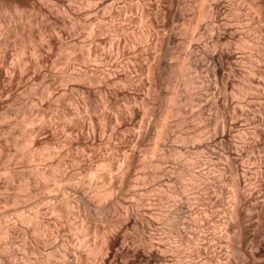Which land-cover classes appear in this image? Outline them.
Returning <instances> with one entry per match:
<instances>
[{"label":"rangeland","instance_id":"obj_1","mask_svg":"<svg viewBox=\"0 0 264 264\" xmlns=\"http://www.w3.org/2000/svg\"><path fill=\"white\" fill-rule=\"evenodd\" d=\"M203 2L214 8L211 33L194 14ZM252 4L264 11V0H0V221L8 220L11 230L10 238L0 237V260L68 264L66 251L73 264H264V235L257 226L263 214L251 209V225L236 228L237 238L224 220L233 200L229 163L241 178L246 172L245 184L254 170H243L247 151L259 157L263 149L248 137L242 156L232 149L235 136L224 137L221 147L211 145L222 156L208 151L211 165L206 163L208 170L218 161L224 167L221 188L190 180L201 172V139L224 128L233 135L256 129L257 104L246 103L255 99V91L246 90L255 52L238 46L241 37L255 40L259 17L247 16ZM175 63L181 73L170 80ZM262 68L264 59V74ZM239 88L245 93L238 94ZM149 143L144 156L141 149ZM106 170V178H97ZM68 176L71 182L87 176L88 193L70 185ZM52 178L62 194L48 187L57 185ZM107 185L116 189L114 197L97 202L96 187ZM217 189L221 198L215 203ZM82 193L92 203L82 202ZM63 199L71 211L87 207L78 206L71 218ZM252 200L249 208L255 207ZM35 203L38 221L16 216L30 215ZM224 221L231 242L221 234ZM93 244L101 245V253L89 252Z\"/></svg>","mask_w":264,"mask_h":264},{"label":"bare ground","instance_id":"obj_2","mask_svg":"<svg viewBox=\"0 0 264 264\" xmlns=\"http://www.w3.org/2000/svg\"><path fill=\"white\" fill-rule=\"evenodd\" d=\"M210 1V0H209ZM217 2V1H216ZM204 4H202V3H200L199 4V9L197 10V12L195 13L194 12V14L196 15V17H198L200 20H204V22H206V29L208 30V31H210V33L215 29L214 28V20H215V18H214V20H213V9H212V7L213 6H211V4L210 3H206L205 4V2H203ZM233 4V3H232ZM261 7V6H260ZM256 8L255 7V5L254 4H252V5H250V13L247 15V16H253V14H255V15H257V18L259 17V25L257 24V28H256V30H255V40L251 43V42H248V36H247V39H245V37L243 38V37H241V38H239V37H237V38H239V43L242 45V47H241V45L239 44V43H236V44H239L238 46L245 52L246 50V47H249V50L253 53V50L252 49H254V52H255V55H254V57L252 58V61H251V66L250 65H248L250 68L248 69V72H247V74H246V77H247V75L253 80V81H250L249 80V82H252V83H248L249 84V86L246 88V90L248 91H255V92H253V93H255V99L253 100H248L246 103L248 104V105H251V103H253V104H257V110H258V114H259V120H258V122H257V124H256V129L254 130V131H250V130H246V129H244V130H242V128H241V131L240 130H238V132L237 133H234V135L233 134H231V129H226V128H224L222 131H219V132H217V133H213V135L212 136H210V137H207V138H205V139H201L198 143H197V150H201V152L203 153L201 156H199L200 158L198 159V161H199V163H200V169H199V171H201L200 172V174L198 173H193V175L194 174H197V175H194L193 176V178L191 179L190 178V180L191 181H193V179H195L196 180V183H198L197 181H199L201 184H203V186H206V189H207V185H210L211 186V184H212V182L214 181L216 184H217V182H218V184H220L219 186H220V188H221V179L223 178V174H224V167L222 166H219L218 165V162H216V163H213L212 164V166H213V168H211L210 169V167H209V169L210 170H208L207 168V165H206V163H208V164H210L209 162L211 161V157L210 156H212L211 154H213V155H215L214 157H216V155H217V152H218V154H221V153H219V149L216 151V149H217V144H219V146L221 145V142H222V144H223V141L222 140H224L225 138L224 137H229V136H235V139H233V142L231 143V146H232V149L235 151V152H244L245 150H247L246 148H245V144L248 142V137L251 139V142L254 144V145H257V147H261L262 149H263V153L262 154H260V156L259 157H257L256 156V154H254V151H251L250 150V153L251 152H253L252 154H251V156L249 155V152L247 151V153H248V156L246 157L247 158V161H244V164L245 165H243L244 167H243V170H244V168H246L244 171H246V170H251V169H254L253 170V175H251L252 176V178L251 177H249L250 178V180L248 181V182H246L245 184H244V182L245 181H247V176H246V172H244L243 174H242V178L239 176V172H238V168L236 167V165H233V160H232V164H230L229 162H227L226 163V165L229 163V165H228V167H229V171H230V173L232 174V185H233V187H232V189H233V192H232V204H231V206H230V208L228 209V211H227V214H226V218L227 219H224V220H228L229 222V224H230V222H231V225H232V227H233V232H234V229L236 230V228H237V230L238 229H240V227L242 226V225H245V223H247V225H249L251 222L249 221V220H247V216L246 215H248L249 213H250V211L252 212V210L251 209H256V210H254L255 211V213L257 212L258 214H259V212H261L262 214H263V216L262 217H264V74H263V70L260 72V70H259V68H260V64H261V61L264 59V20H262V17L261 16H264L263 14H264V11L262 10V8ZM263 7V6H262ZM237 8H233V13L234 14H236L237 12V10H236ZM263 9H264V7H263ZM232 11V10H231ZM253 13V14H252ZM194 15V16H195ZM194 16L192 17L193 19H194ZM242 18H243V15L241 16ZM260 17H261V19H260ZM192 18H191V21H192ZM240 18V17H239ZM238 18V22L239 23H242L243 24V22L246 20H248L247 22L249 23V20H251V19H246V18H248V17H245V20H243V19H239ZM249 18H252V19H254V17H249ZM264 18V17H263ZM197 19V18H196ZM195 20V19H194ZM241 20H243V21H241ZM244 22V23H247V22ZM189 23V22H188ZM238 23V24H239ZM247 26H249L248 24H246ZM245 25V26H246ZM217 26V25H216ZM215 26V27H216ZM240 27H241V25H240ZM242 28V27H241ZM244 29H245V31H246V28L244 27ZM247 29H248V27H247ZM241 31L243 30V28L242 29H240ZM249 31H250V28L248 29ZM247 30V31H248ZM237 31V30H236ZM239 31V30H238ZM214 32V31H213ZM236 33V32H235ZM238 33V32H237ZM243 33V32H242ZM246 34V33H245ZM189 35V34H188ZM202 35V34H201ZM187 36V35H186ZM190 36H191V34H190ZM240 36H241V34H240ZM250 36V35H249ZM200 35L198 36V38L197 39H200ZM236 38V39H237ZM203 39V38H202ZM201 39V40H202ZM238 41V40H237ZM248 49V48H247ZM248 50V51H249ZM208 52V51H207ZM206 51L204 52V53H206V54H210V51H209V53H207ZM172 54V53H171ZM212 54V53H211ZM175 56V55H174ZM208 56V55H207ZM212 56V55H211ZM246 56V55H245ZM248 56V55H247ZM250 56H252V55H250L249 54V59L248 60H250ZM210 57V56H209ZM244 57V56H243ZM245 58V57H244ZM247 58V57H246ZM166 60V59H165ZM168 61V60H167ZM249 63V62H248ZM162 65L164 66V65H166V63L164 62V61H162ZM170 65V64H169ZM175 65H176V68H175ZM175 65H173L172 67H169V71H168V73H167V75H168V77H169V79L171 78V79H173V77L174 78H176L177 76L179 77V75H180V67H182V66H179V64L177 65L176 63H175ZM167 67H168V65H167ZM166 66H165V68H167ZM186 69V68H185ZM244 69V68H243ZM262 69H264V68H262ZM165 70V69H164ZM184 70V69H183ZM189 70V69H188ZM186 72V71H185ZM165 74H166V72H165ZM166 75V76H167ZM183 75V74H182ZM245 77V78H246ZM167 78V77H166ZM188 78V77H187ZM242 78V77H241ZM241 78H239V79H241ZM170 79V80H171ZM169 80V81H170ZM174 80V79H173ZM238 80V79H237ZM242 80H243V78H242ZM247 79H245V81H246ZM189 81V80H188ZM187 81V82H188ZM165 82V81H164ZM190 82V81H189ZM188 82V83H189ZM191 83V82H190ZM169 84V83H168ZM177 84V83H176ZM226 85V84H225ZM225 85H223V91L225 92ZM233 85V84H232ZM247 85V84H246ZM168 86V85H167ZM171 86V85H170ZM178 86V85H177ZM176 86V87H177ZM169 87V86H168ZM174 87V86H173ZM187 87V86H186ZM246 87V86H245ZM178 88V87H177ZM177 88H175L174 89V91H177ZM172 90V89H171ZM239 91H240V88L238 89ZM245 90V89H244ZM244 90L242 89V91H240L238 94H244L245 92H244ZM246 91V93H248ZM241 92H244V93H241ZM174 93H176V92H173L172 94H174ZM174 95H176V94H174ZM190 98V97H189ZM254 98V97H253ZM173 99V98H172ZM232 100V99H231ZM165 101L168 103V101H167V99L165 98ZM164 101V102H165ZM170 101V100H169ZM173 101V100H172ZM244 101V100H243ZM224 102V101H223ZM167 103H165V105L167 104ZM239 103H240V101H239ZM242 103V102H241ZM240 103V104H241ZM244 103V102H243ZM239 104V105H240ZM168 105V104H167ZM164 108H167L168 109V106H164L163 107V109ZM176 109V108H175ZM166 110V109H165ZM165 110H164V112H165ZM240 110L242 111V117L245 119V122L246 121H249L251 118V116H250V112H249V110L248 109H244V105L243 104H241L240 105ZM167 111V110H166ZM177 112V111H176ZM175 112V113H176ZM163 113V112H162ZM182 113V112H181ZM255 117V116H254ZM257 118H256V120H257ZM252 119H253V117H252ZM145 120V119H144ZM161 120V119H160ZM160 120H158V121H160ZM254 120V119H253ZM137 121H139V120H137ZM137 121H135V122H137ZM147 121V120H146ZM149 121V120H148ZM145 122V121H144ZM180 122V121H179ZM256 122V121H255ZM142 123V122H141ZM161 123V122H160ZM248 123V122H247ZM137 124H138V122H137ZM136 124V125H137ZM157 124V123H156ZM143 125V124H142ZM147 126V125H146ZM164 126V125H163ZM135 127V126H134ZM138 127V126H137ZM155 127H157V126H155ZM160 127H161V125H160ZM141 128V127H140ZM148 128V127H147ZM246 128V127H245ZM135 129V128H134ZM133 129V130H134ZM139 129V128H138ZM161 129V128H160ZM164 129V128H163ZM240 129V128H239ZM137 130V129H136ZM135 130V131H136ZM221 130V129H220ZM252 130V129H251ZM233 131V130H232ZM236 131V130H235ZM155 132V131H154ZM157 132V131H156ZM158 132H160V131H158ZM164 133H165V131H163ZM163 133V134H164ZM196 133V132H195ZM200 134V133H199ZM199 134H197V135H195L194 137H196V136H199ZM159 135V134H158ZM194 135V134H193ZM192 135V136H193ZM161 136V135H160ZM166 137V136H165ZM186 137V136H185ZM188 137H189V135H188ZM188 137H186V138H188ZM201 137V136H200ZM204 137V136H203ZM191 138V137H190ZM197 138V137H196ZM248 139V140H246L247 142H245L244 140L245 139ZM137 139V138H136ZM159 139V138H158ZM160 139H162V138H160ZM198 139H200V138H197V141H198ZM228 139V138H227ZM231 139V140H232ZM138 140V139H137ZM150 140V139H149ZM184 140H186V139H184ZM188 140V139H187ZM156 141V140H155ZM140 142V141H139ZM139 142H138V145H139ZM194 142V141H193ZM213 142V143H212ZM229 142V141H228ZM250 142V141H249ZM137 143V142H136ZM155 143V142H154ZM158 143V142H157ZM156 143V144H157ZM135 144V143H134ZM212 144H216V145H214V147L216 148H214L213 146H211ZM230 144V143H229ZM251 144V143H250ZM146 145V144H145ZM144 145V146H145ZM253 145V146H254ZM135 146V145H134ZM137 146V145H136ZM135 146V147H136ZM140 146V145H139ZM138 146V148L140 149V147ZM142 146V145H141ZM150 143L149 144H147L145 147H143L144 149H141V150H143L144 152V156L146 155V153H148V154H150ZM157 146V145H156ZM173 146V145H172ZM218 146V147H219ZM221 147V146H220ZM156 148V147H155ZM160 148V147H159ZM195 148V147H194ZM195 148V149H196ZM248 148H249V146H248ZM255 148V147H254ZM232 149H230L229 151H231ZM160 150V149H159ZM170 150V149H169ZM178 150H180V149H178ZM206 150V151H205ZM221 150V149H220ZM138 151H140V150H138ZM208 151H211L210 152V156L208 155L209 153H208ZM176 153L175 151H171V153ZM246 152V151H245ZM170 153V152H169ZM181 153V152H180ZM196 153V152H195ZM228 153V152H227ZM138 154H140V153H138ZM147 154V155H148ZM179 154V153H178ZM229 154V153H228ZM228 154H226V155H228ZM238 154V153H237ZM241 154V153H240ZM239 154V155H240ZM165 155V154H164ZM198 155V154H197ZM242 155V154H241ZM170 156V155H169ZM182 156V155H181ZM220 156V155H219ZM219 156L218 157H216V158H219ZM221 156H222V154H221ZM228 156H230V155H228ZM243 156V155H242ZM250 156V157H249ZM140 157V156H139ZM138 157V158H139ZM149 157V156H148ZM147 157V158H148ZM144 158V157H143ZM166 158V157H165ZM179 158V157H178ZM181 158V157H180ZM183 158V157H182ZM228 158H230L231 159V157H227V159ZM140 159V158H139ZM162 159H164V158H162ZM158 160V159H157ZM213 160V159H212ZM219 160V159H218ZM229 160V159H228ZM209 161V162H208ZM147 162V161H146ZM226 162V161H225ZM231 162V161H230ZM159 163V162H158ZM189 164V163H188ZM182 165V164H181ZM196 165V164H195ZM204 165H206V166H204ZM211 165V164H210ZM222 165H224V164H222ZM111 166H112V164H111ZM110 166V167H111ZM211 166V167H212ZM159 167V166H158ZM157 168V167H156ZM188 168V167H187ZM196 168V167H195ZM227 168V167H226ZM37 170V169H36ZM108 170H106V171H103V172H96V175H97V178H106V176H108L109 175V171L107 172ZM224 171V172H223ZM198 172V171H197ZM186 173V172H185ZM189 175H190V173H189ZM71 176V175H70ZM70 176H68L67 177V179L68 178H70ZM72 176H73V174H72ZM75 176V175H74ZM73 176V177H74ZM188 176V175H187ZM191 176V175H190ZM192 177V176H191ZM75 179H76V177H74ZM75 179H73L72 180V178L71 179H68V180H70V182L71 181H74ZM251 179H253V180H251ZM55 181H57L56 179H54ZM53 180V178H52V181H54ZM106 180H108V179H106ZM54 181V183H57V182H55ZM190 181V182H191ZM254 181V182H253ZM69 182V184L70 185H72V186H76L77 188H81V186L83 187V189H84V187L87 189V185H88V178H87V176H84L81 180H76L75 182H71L70 183ZM195 182V181H194ZM213 182V183H214ZM51 183V182H50ZM59 183V182H58ZM58 183H57V185L55 184V185H53L52 184V186H48V184L49 183H46L47 184V186L49 187V188H53L54 190H59L60 189V194H62V191H61V189H62V187H61V185L59 184L58 185ZM97 183V182H96ZM199 183V184H200ZM257 183V185H258V187H254V184H256ZM194 184V183H193ZM257 185H255V186H257ZM96 186V185H95ZM99 186V185H98ZM107 186H111V185H107ZM196 186V185H195ZM202 186V185H201ZM212 186H213V184H212ZM104 186H102L101 187V189H99L100 188V186H99V188H97L96 187V189H97V191L95 192V194H96V196H98V197H101L100 199H99V201H97V202H100V200H101V202L104 200V198H105V200L107 199V197H110V196H113L112 194H114L115 193V190L116 189H114V187L113 186H111V187H109V188H103ZM209 187V186H208ZM216 187V186H215ZM218 187V186H217ZM216 187V188H217ZM224 187V186H223ZM254 187V188H253ZM79 188V190L81 191V189ZM94 189H95V187H93ZM91 189V191L92 190H94V189ZM103 188V189H102ZM220 188H218L220 191H221V189ZM83 189H82V191L81 192H83ZM88 189H90V187L88 188ZM183 189V188H182ZM205 189V190H206ZM217 189V190H218ZM209 190V189H208ZM213 190V189H212ZM216 190V192H214L215 193V198H213V199H215V203H216V201H218L219 199V197L221 198V196H220V193L221 192H219V190L217 191ZM248 190V191H247ZM84 191H85V189H84ZM88 191V190H87ZM87 191H85V194H87L88 192ZM90 191V192H91ZM213 191H215V188H214V190ZM94 191H92V193H93ZM128 192H129V190H128ZM136 193H137V191H135ZM29 193H31V194H33L32 192H29ZM127 193V192H126ZM31 194L30 195H28L27 194V196L29 197H31ZM84 193H82L81 194V199H82V202L84 201V202H87L88 203V201H90L91 202V200L89 199L88 200V196L87 195H85ZM94 194V193H93ZM129 193H127L126 195H128ZM131 194V193H130ZM166 194V193H165ZM34 195V194H33ZM123 195V194H122ZM121 195V196H122ZM132 195V194H131ZM212 195H214V194H212ZM46 196V195H45ZM96 196L94 197V195L92 196V197H94V199L96 198ZM116 196V195H115ZM133 196H135V195H133ZM133 196H131V197H133ZM92 197H91V199H92ZM97 197V198H98ZM114 197V196H113ZM113 197H112V199H113ZM119 197V196H118ZM117 196H116V198H118ZM138 197V196H137ZM16 198V197H15ZM34 198V197H33ZM96 198V199H97ZM130 198V197H129ZM136 198V197H135ZM202 198V197H201ZM18 199V198H17ZM79 199V198H78ZM81 199H79V200H81ZM132 199H134V198H132ZM139 199V198H138ZM137 199V200H138ZM166 199V198H165ZM200 199V198H199ZM213 199H211V201L213 200ZM218 199V200H217ZM251 199H253V200H255L254 202H253V204L252 205H254L255 207H251V208H249L250 207V205H251ZM109 200V199H108ZM107 200V201H108ZM123 200V199H122ZM127 200V199H126ZM129 200V199H128ZM142 199H140V201H141ZM252 200V201H253ZM14 201H15V199H14ZM63 201H64V206H69L70 207V204H71V202L68 200V199H63ZM118 201V200H117ZM15 202H17V201H15ZM79 202H81V201H78V203ZM89 202V203H90ZM95 202V201H94ZM93 202V206H94V204L95 203H97V202H95L94 203ZM106 202V201H105ZM136 202V201H135ZM139 202V201H138ZM182 202V201H181ZM14 203V202H13ZM92 203V202H91ZM137 203V202H136ZM140 203H142V202H140ZM36 205H34L35 207H33V210H34V212H32L30 215L29 214H27V215H25V213L23 214V212H22V214L21 215H19L21 212H19V208H15L14 209V213L13 214H17L18 212H19V214H17L16 216H19V217H22V218H20L22 221H26L27 223L28 222H30V221H33L34 222V220H39L38 219V217H40L39 215H38V213L40 214V212H38L40 209H38L37 207H38V205H40L39 203L37 204V203H35ZM106 204V203H105ZM121 204V203H120ZM130 203H128V205H129ZM133 204V203H132ZM131 204V205H132ZM182 204V203H181ZM83 205H85V204H80V206H83ZM98 205H101L102 206V203H97V205H96V207L98 206ZM104 205V204H103ZM127 205V204H126ZM15 206V205H14ZM37 206V207H36ZM72 206V205H71ZM78 206H79V204H78ZM78 206H75V207H73L72 206V208H73V210L75 209H77L78 210V208L80 207H78ZM86 206V205H85ZM91 206V205H90ZM100 206V207H101ZM78 207V208H77ZM84 207V206H83ZM83 207H81V208H83ZM87 207V206H86ZM100 207H98V208H100ZM133 207V206H132ZM135 207V206H134ZM133 207V208H134ZM38 210H37V209ZM64 208H66V207H64ZM90 208H92L93 209V207H90ZM121 208V207H120ZM55 210L57 209V207L56 208H54ZM53 209V211H55ZM102 209V207L100 208V210ZM137 209V208H136ZM30 210V209H29ZM28 210V211H29ZM73 210L71 211V207H70V209H69V211H68V213L67 212H65V213H67L68 215H72L71 216V218L73 217V215H77V214H73L72 212H73ZM74 210V211H75ZM76 210V211H77ZM94 211H95V209H93ZM100 210H98V212H100ZM21 211V210H20ZM67 211V210H66ZM71 211V212H70ZM75 211V212H76ZM79 211V210H78ZM102 211V210H101ZM249 211V212H248ZM16 212V213H15ZM31 212V211H30ZM56 212V211H55ZM56 213H58V210H57V212ZM72 213V214H71ZM78 213V212H77ZM248 213V214H247ZM66 214V215H67ZM261 214V215H262ZM250 215V214H249ZM260 215V214H259ZM2 216V215H1ZM57 216H59L58 214H57ZM18 217V218H19ZM261 217V216H260ZM1 218H3V216L1 217ZM70 218V217H69ZM248 218H249V216H248ZM7 219V218H6ZM58 219V218H57ZM74 219H76V216L74 217ZM264 219V218H263ZM1 220V219H0ZM252 220V219H251ZM8 221V220H7ZM7 221H6V224H5V222H2V221H0V237H1V239H2V241H3V239L4 238H2V236L3 237H5V238H10V237H8L9 236V231L11 232V230H9L8 231V229L10 228V226H8L9 224H7ZM24 221V222H25ZM37 221L35 222V223H37ZM226 221H224V223H221V225H222V227H221V234H222V236H224L225 238H227V239H232L231 237L233 236V237H236L237 238V236L239 237L240 236V233L237 231H235L234 232V234L232 235V236H230L229 235V231H228V227H226L227 225V222ZM258 221V220H257ZM220 223V222H219ZM257 224V223H256ZM251 225V224H250ZM252 225H254V224H252ZM218 226V225H217ZM246 226V225H245ZM258 227H259V229H260V231H261V234H262V238H263V235H264V220L261 222V220L259 221V223H258V225H257ZM220 227V226H219ZM231 227V228H232ZM246 228H248V226H246ZM101 236H103V235H101ZM142 238H144V237H142ZM236 238H234L233 239V241L236 239ZM102 239H103V237L101 238V241H102ZM145 239V238H144ZM144 239H142L143 240V242H144V244H145V240ZM264 239V238H263ZM7 240V239H6ZM9 240V239H8ZM7 240V241H8ZM10 241H12V240H10ZM148 241V240H147ZM232 240H230V242H231ZM261 241H262V239H261ZM4 242H5V240H4ZM100 242V241H99ZM105 242V240L103 241V242H101V243H99V244H103ZM264 242V241H263ZM97 243V242H96ZM147 243V242H146ZM233 243V242H232ZM262 243V242H261ZM5 244H6V242H5ZM62 244V243H61ZM64 244V243H63ZM84 244L86 245L87 243L86 242H84ZM98 244V243H97ZM97 244H93L95 247H91V251H89V252H94L96 249H98L97 248ZM148 244V243H147ZM230 244V243H229ZM8 245H9V242H8ZM97 245V246H96ZM101 245H100V247H101ZM204 245V244H203ZM2 246V245H1ZM12 246V245H11ZM24 246V245H23ZM91 246V245H90ZM227 246H229V245H227ZM100 247H99V249H100ZM8 248V246H7V244L4 246V250L6 251V249ZM24 248V251L26 252L27 250H26V248H27V245H26V247L24 246L23 247ZM22 248V249H23ZM30 248V247H29ZM88 248H89V245H88ZM205 248V247H204ZM229 248H230V250H229ZM30 249H32V248H30ZM34 249V248H33ZM97 250V253H98V251L101 253V250ZM15 251V250H14ZM13 251V252H14ZM30 251V250H29ZM228 251L230 252V253H232L233 255H238V253H239V251H234V250H232L231 249V247H228ZM227 251V252H228ZM7 252V251H6ZM5 252V253H6ZM19 252V251H18ZM57 252V251H56ZM71 252V251H70ZM63 253V252H62ZM23 254H25V253H23ZM32 254H33V252H32ZM31 254V255H32ZM64 254L67 256V260H68V264H73L72 263V261H71V257H70V254L68 253V252H64ZM91 254V253H90ZM93 254H95V252L93 253ZM4 255V254H3ZM9 255H10V253H9ZM15 255V254H14ZM16 255H18V254H16ZM27 255V254H26ZM26 255H24L25 256V258H26ZM29 255V254H28ZM28 255H27V257H28ZM92 255V254H91ZM48 256V255H47ZM72 256H73V254H72ZM94 256V255H93ZM227 256V255H226ZM5 257H7V256H5ZM32 257H33V255H32ZM13 258V257H12ZM25 258H23V259H25ZM73 258V257H72ZM16 259V258H15ZM21 259V258H20ZM53 259V258H52ZM66 259V258H65ZM231 259V258H230ZM9 260V259H8ZM32 260H34L33 258H32ZM61 260H63V259H61ZM67 260H66V262H67ZM232 260V259H231ZM22 261V260H21ZM20 261V262H21ZM30 262V261H29ZM29 262H28V264H29ZM12 263V262H11ZM11 263H9V261H7V259H2V260H0V264H11ZM33 263V262H32ZM37 263V262H36ZM41 263V262H40ZM43 263V262H42ZM17 264V263H16ZM18 264H19V262H18ZM22 264H26L24 261H22ZM31 264V263H30ZM34 264V263H33ZM39 264V263H38ZM225 264V263H224ZM226 264H232L230 261H228V263H226Z\"/></svg>","mask_w":264,"mask_h":264}]
</instances>
